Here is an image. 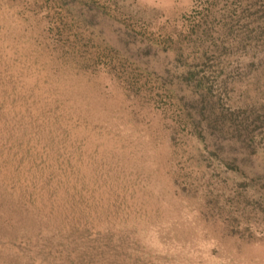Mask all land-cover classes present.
<instances>
[{
  "label": "rangeland",
  "instance_id": "obj_1",
  "mask_svg": "<svg viewBox=\"0 0 264 264\" xmlns=\"http://www.w3.org/2000/svg\"><path fill=\"white\" fill-rule=\"evenodd\" d=\"M0 264H264V0H0Z\"/></svg>",
  "mask_w": 264,
  "mask_h": 264
}]
</instances>
